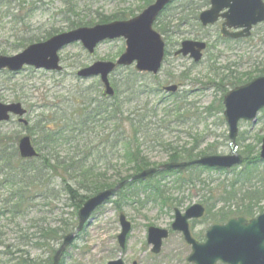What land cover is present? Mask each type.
Segmentation results:
<instances>
[{
	"label": "rangeland",
	"instance_id": "374dc122",
	"mask_svg": "<svg viewBox=\"0 0 264 264\" xmlns=\"http://www.w3.org/2000/svg\"><path fill=\"white\" fill-rule=\"evenodd\" d=\"M43 1L46 3L43 8L45 10L37 12L30 21L31 30L35 34L45 32L51 14L63 7L61 0ZM155 1L87 0L85 3L91 5V18H87L86 21H93L94 24L83 27L98 25L99 20L96 18L98 13L106 17H114L118 13L133 11L134 14L124 20L133 19L141 15ZM209 8L208 0H174L166 14L159 18L154 25V29L162 35L170 52L165 59L158 80L164 86L171 84L180 86V96L185 91L189 93L185 100L186 108L190 113L189 125L174 130L168 134L167 139L171 140L175 147L190 148L195 143V139L201 136L203 139L199 146L201 150L211 148L213 152L209 153L210 155H242L245 157V148L251 147L255 149L254 156H258L264 138V109L259 113L255 123H240L239 135L236 143H233L229 139V127L223 116V99L228 92L235 88L231 85L232 77L237 78L242 83L238 86H241L264 76V24L255 28L252 37L244 42H223L219 40L221 22L207 30H201L194 20L196 15L198 16ZM111 22H115V20ZM12 25L8 20L0 24V55L12 57L27 46L34 44L31 43L22 48L12 47L15 39L10 32ZM61 29L65 30V28ZM40 30L42 31L40 32ZM201 39L208 43L209 48L200 63H194L189 57L174 56V52L180 48L182 42ZM125 48V39H118L102 43L94 54H89L81 43H76L60 52L63 73L26 68L14 75L0 74V103H21L29 112L25 118L27 120L25 126L20 124L16 117H13L10 122L0 125V145H4L8 152L9 150L13 153L16 151L18 154L17 144L21 137L29 135L32 140H35L30 129L43 118V114L47 115L43 109L44 105L56 103L62 106L67 105V107H71L69 111L71 113L73 110H79L85 104L86 98L91 101L98 100L100 94L103 93L100 78L83 80L78 78L77 72L79 69L97 62H116ZM126 73L125 69H121L113 74L111 80H122ZM169 103L171 104V101ZM72 152L73 149L70 151L64 147L61 150V156L67 157ZM148 153L151 166L147 169L159 168L172 163L168 155L158 148L155 151H148ZM261 170L264 171L263 168ZM240 171H242V167L231 173L212 171L202 174V178L215 189L216 185L222 182L232 181ZM113 175L114 172H110V176ZM173 179L162 178V183L167 188H172L171 180ZM48 188L58 197V200H54L52 206L48 205L49 201L44 200L42 204L41 200H35L36 203L42 205L31 210L27 220L37 217L51 222L55 226L59 224L60 219H68L74 209L63 193L60 179H54ZM0 194L2 195L1 200L7 196L5 190H2ZM172 194L176 195L178 192L173 189ZM207 195L206 188L193 191L192 198L188 199L186 205L181 208L182 211L185 212L193 204H204ZM143 199V197H127L120 210L115 203H109L100 208L92 216L80 238L67 250L63 264H107L119 258H122L126 264H186L191 248L185 243L181 234L173 231L169 239L164 242L160 257L156 260L151 259V246L147 243L148 229L155 226L170 230L174 222V212H171L169 208L162 207L161 204H155V202L146 203ZM121 201L124 202V200ZM219 206L221 208L224 205L219 204ZM226 208L234 212L237 211L238 206L234 202L231 205L228 204ZM120 213H124L133 225L127 248L123 252L117 241L121 232ZM259 214L260 212H257L256 216ZM0 225L2 227L1 239L3 238L6 245L16 244L20 235L19 231L29 226L26 220L11 223L7 219L1 221ZM212 225L210 220H202L196 224L194 233L198 237H202V234L206 235ZM46 250H31L32 257L48 260L49 251ZM1 251L3 252L5 249L0 248ZM0 264L13 263L10 262V258L3 255L0 256Z\"/></svg>",
	"mask_w": 264,
	"mask_h": 264
},
{
	"label": "trees",
	"instance_id": "16d2710c",
	"mask_svg": "<svg viewBox=\"0 0 264 264\" xmlns=\"http://www.w3.org/2000/svg\"><path fill=\"white\" fill-rule=\"evenodd\" d=\"M86 1L61 0L63 7L51 14L47 30L35 34L30 21L37 12L45 10V1L0 0V24L6 20L13 24L10 31L15 37L12 47L22 48L64 31L92 26L93 21H86L91 18V5ZM133 14V11H125L106 17L98 13L96 18L99 24H104L124 20ZM197 18L196 15L194 20ZM197 25L200 27L198 22ZM126 72L122 80H112L117 92L113 98H106L103 93L98 100L86 98L85 104L71 113V107L67 105H44L47 115L43 114V118L30 129L40 153L38 159L23 161L16 151L8 152L4 145H0V192L5 190L7 195L1 200L0 194V222L5 219L11 223L26 220L29 225L19 231L16 244L6 245L0 235V248L5 249L0 254L10 258L13 264H49L51 257L47 261L33 258L31 250L47 249L52 256L64 236L76 228L78 211L85 201L149 168L148 151L158 148L171 161H189L213 152L211 148L201 150V136L190 148L175 147L167 139L174 130L189 125L190 113L185 105L188 93L165 95L158 78L140 75L131 69ZM232 78V87L242 84ZM64 147L70 151L73 149L72 154L61 156ZM245 149L242 171L232 181L216 185L215 189L202 178V174L211 170L191 167L184 172L157 175L147 182L131 183L119 193L115 204L120 210L127 197H144L145 202L161 204L172 212L176 207H184L193 191L206 188L205 220L226 223L235 216L253 218L257 212L264 213V172L259 168L258 156L254 157L255 149ZM110 172H114L112 177ZM162 178H174L173 187L163 185ZM54 179H60L73 213L68 219H60L55 226L37 217L27 220L30 211L40 207L44 200L49 201V206L58 200L48 188ZM173 189L178 194H172ZM35 200H41L42 204ZM234 202L238 208L233 212L226 207ZM219 204L224 206L220 208ZM1 228L0 225V231Z\"/></svg>",
	"mask_w": 264,
	"mask_h": 264
},
{
	"label": "water",
	"instance_id": "95a60500",
	"mask_svg": "<svg viewBox=\"0 0 264 264\" xmlns=\"http://www.w3.org/2000/svg\"><path fill=\"white\" fill-rule=\"evenodd\" d=\"M171 2L172 0H157L141 15L131 20L79 28L56 35L45 42L33 44L15 56H0V71L19 73L25 67H33L37 70L62 72L59 52L64 48L81 43L90 54H94L101 43L124 38L126 51L116 63L97 62L77 73V76L82 79L100 77L105 87V95L113 97L115 90L111 86L109 76L116 68L129 67L137 62L136 69L139 72L154 75L160 72L165 58V42L162 36L154 30L153 25ZM211 5L209 10L200 15L202 25L207 27L224 19L226 21L224 34H229L231 38H248L255 26L264 23V0H211ZM226 28L243 29V31L227 33ZM205 49L206 43L204 42L185 41L175 55L190 56L195 62H200ZM177 90L178 86L166 88V91L173 93ZM224 105V116L230 128L229 137L235 142L239 133V123L241 121L255 122L258 113L264 109V76L229 92L224 98ZM26 114L27 111L19 103H0V123L8 122L11 115L23 117ZM21 121L27 125L26 121L22 119ZM19 151L24 159L39 156L29 136H25L19 141ZM260 157L264 161V139ZM242 163L243 158L239 155L204 156L191 162L169 163L159 168L145 170L112 189L100 192L87 200L79 210L78 227L76 231L65 236L62 246L54 256L53 264H60L64 252L83 231L93 213L127 184L146 181L159 172L183 171L196 165L214 169H231ZM204 215L205 208L202 205L192 206L185 214L176 210L172 229L182 233L187 244L192 247V253L188 259L190 263L264 264V213L250 221L240 217L231 219L227 224L215 225L207 232L206 242L199 243L191 233L189 221L200 219ZM120 225L122 231L118 236V241L121 249H125L132 224L124 214H121ZM168 237V230L149 228L148 244L153 246V254L161 253L163 241ZM108 264H125V262L118 259Z\"/></svg>",
	"mask_w": 264,
	"mask_h": 264
}]
</instances>
